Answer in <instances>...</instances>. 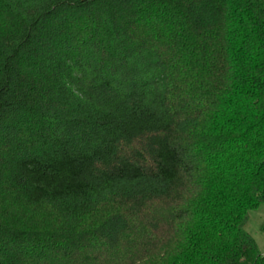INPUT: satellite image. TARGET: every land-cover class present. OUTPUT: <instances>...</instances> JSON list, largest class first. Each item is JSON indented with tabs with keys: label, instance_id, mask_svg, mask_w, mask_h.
<instances>
[{
	"label": "trees",
	"instance_id": "1",
	"mask_svg": "<svg viewBox=\"0 0 264 264\" xmlns=\"http://www.w3.org/2000/svg\"><path fill=\"white\" fill-rule=\"evenodd\" d=\"M3 196L0 264H264V0H0Z\"/></svg>",
	"mask_w": 264,
	"mask_h": 264
},
{
	"label": "rangeland",
	"instance_id": "2",
	"mask_svg": "<svg viewBox=\"0 0 264 264\" xmlns=\"http://www.w3.org/2000/svg\"><path fill=\"white\" fill-rule=\"evenodd\" d=\"M13 201L8 200L5 196L2 197L0 208L3 211L11 212L13 215L9 216L15 223L21 224L30 228H41L44 230H51L57 225L58 217L51 209L43 206L40 208H31L26 205L14 207ZM10 215V213H8ZM111 212L108 209H102L94 215L84 220V227L87 231L93 230L101 222H103ZM264 210L263 208L258 212L251 214V218L247 227V231L256 240L259 249L264 253V232L260 228L263 224Z\"/></svg>",
	"mask_w": 264,
	"mask_h": 264
}]
</instances>
